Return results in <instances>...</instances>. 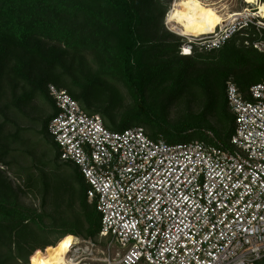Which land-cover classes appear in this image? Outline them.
<instances>
[{
    "label": "built area",
    "instance_id": "built-area-1",
    "mask_svg": "<svg viewBox=\"0 0 264 264\" xmlns=\"http://www.w3.org/2000/svg\"><path fill=\"white\" fill-rule=\"evenodd\" d=\"M175 3L165 28L185 40L181 56L220 51L237 36L264 54V0H244L214 33L200 37H184L170 22ZM49 95L59 113L48 134L61 162L77 167L88 185V199L101 214L100 236L111 239L107 264L264 260V83L251 87L250 100L228 83L236 126L228 147L153 140L143 127L113 132L66 91L51 85ZM96 250L77 240L67 260L80 264Z\"/></svg>",
    "mask_w": 264,
    "mask_h": 264
},
{
    "label": "trees",
    "instance_id": "trees-1",
    "mask_svg": "<svg viewBox=\"0 0 264 264\" xmlns=\"http://www.w3.org/2000/svg\"><path fill=\"white\" fill-rule=\"evenodd\" d=\"M74 2L75 4H70L69 0H0V102L5 101V109L15 111L31 103L35 98L50 102L53 113L42 122L43 130L39 132L46 137L49 123L59 113L49 95V86L53 85L59 90L66 91L87 114L102 117L106 128L110 131L123 132L136 125V127L148 128L150 131L146 129L147 135L151 139L163 138L168 142L175 137L200 131L203 140L199 142L229 146L236 126L233 115H229L227 85L230 81L234 82L243 96L250 100L251 87L264 83V67L245 68L239 71L234 69L236 81H225L220 77L211 82L206 77L191 78L190 74L194 72L193 65L196 59L202 57V54H219L224 59L232 55L237 61L247 64V59L241 55L244 51L238 49V44L249 50H256L246 46L245 38L237 36L217 52L201 53L196 50L193 56L186 57L180 55L184 42L179 38L182 40L178 47V56L181 60L178 63L153 64L146 60L150 53L142 47V36L139 31L142 20L135 0ZM170 9L169 7L164 16V26ZM79 15L102 21L104 28L97 27L96 30L89 32L83 26L66 23V19ZM65 27L71 32L66 34ZM77 28L81 30L77 31ZM77 33L81 34L82 40L79 39L84 45L92 49L96 50L103 43L102 53L105 54L107 67L104 71L87 75L69 72L70 53L72 50L78 53L74 47L77 45H73L72 48V41H75ZM249 40L254 41L252 37ZM79 42L76 40L77 44ZM78 46L79 48L76 49H80L79 54H82V49L85 47ZM68 48L71 49L70 53L67 51ZM169 53L172 54L174 51ZM77 60L75 58L76 62ZM164 74H166L165 78H170L167 82L161 79ZM8 75L11 77V83L6 86L4 84ZM120 84L129 90L135 106L117 119L113 110L123 100L121 90L118 88ZM197 86L202 89L208 87L209 98L218 95L221 87V93L227 101L222 115L218 116L227 126L224 137L208 125L207 114L209 111L214 113L211 98L207 110H204L205 113L187 116L179 124L171 125L165 110H161L156 101L152 103L146 97L147 92H151L156 100L158 91L172 94L177 90L184 94L188 88L198 89ZM19 91L22 93L20 97ZM206 129H209L207 131L210 132V136L203 134ZM58 158L56 161H50L47 166L55 170L70 169L67 173L69 178L64 182L56 177L51 179V184L59 195L67 189L71 194L70 200L74 203L77 201V196L80 202L78 213H74L75 207L71 203L63 210L59 224H54V217L46 212L37 214L30 209L19 207L16 204L15 188L0 171V264H38L53 254L35 255L38 251H45L48 247L55 249L71 236L95 239L100 235L101 214L96 204L90 203L88 199L89 188L84 177L77 167L63 163L59 165L61 162L59 149ZM0 165H6L9 169L12 167L1 159ZM46 179L45 175L43 179H35L32 182L29 180L28 188L31 185L35 188L44 185L48 190L51 185ZM43 200L46 206L47 198L44 197ZM51 221L53 225L48 227L46 222ZM59 229L61 236L56 241L51 242L44 237L45 234L57 232ZM258 264H264V260Z\"/></svg>",
    "mask_w": 264,
    "mask_h": 264
},
{
    "label": "rangeland",
    "instance_id": "rangeland-1",
    "mask_svg": "<svg viewBox=\"0 0 264 264\" xmlns=\"http://www.w3.org/2000/svg\"><path fill=\"white\" fill-rule=\"evenodd\" d=\"M74 1L78 0H69V3L75 4ZM135 1L139 7L142 20V24L139 29L142 36V47L147 49L150 53V55L146 57V60L152 62L153 64L166 62L178 63V61L181 60L180 56H178V47L180 43H182V40L183 42L185 40L182 38L181 40L179 39L180 37L168 32L163 23L164 16L166 15L169 7L173 8L175 1ZM198 1H200V3H204L208 7L207 9H214L212 13L222 16L224 20L228 19L231 13L239 11L245 4L244 0ZM66 23L83 26L89 32L91 30H96L97 27L104 28L102 21L93 20L84 15L68 18L66 19ZM65 29L66 34L71 32L68 28L65 27ZM79 30L81 29L77 28V31ZM79 38L82 40L81 34L77 33L74 39L75 41H72V48L75 47V50L78 53H74L73 50L70 53L71 49H67V51L71 54V58L68 63V67L70 69L69 72L72 74L77 73V75H87L90 73L98 74L104 71L107 67L105 65V54L102 53V50H104L103 43H101V45L95 50L91 47L85 46ZM76 40L81 43L79 42L77 44ZM73 45L77 46L73 47ZM78 45L85 47L82 49V54H79L81 51L80 49H76L79 48ZM238 49L244 51L241 55L247 59V64L240 62V60L237 61L232 55L224 59L219 56V54H202V57L196 59L197 61L193 65L194 72L190 74V77L194 79L206 77L207 80L211 82L220 77L225 81H236L237 76L235 75V71L245 68L250 69L258 66L264 67L263 54L254 50H249V48L247 49V47L243 45L241 46L240 44H238ZM172 51H174V53H169ZM75 58L78 59L77 62L75 61ZM234 69L236 70L234 71ZM164 75L165 76H162L161 79H164L167 82L170 78H165L166 74ZM10 78L11 77L9 75L6 76V82L4 85L8 86V84L11 83ZM212 87L215 88L213 84ZM118 88L121 90L123 100L115 106L113 110L117 119L135 106L134 99L130 95L129 90L122 84H120ZM191 88L185 90L184 94L177 90L172 94L168 92L166 93V91H161V93H159L160 91H158L156 93L158 95L156 100H154V95H152L151 92H147L146 97L148 98V101L152 103H155L156 101L158 107L163 111L165 110L169 124L177 125L187 116H196L203 112L205 113L204 110H207V106L211 98H209V88L207 87V89H202L198 86V89L193 90ZM21 94V91H19L18 96L20 97ZM211 101V107L215 114L211 111L208 112V125L217 131L221 137H224L227 131V126L226 123L219 120L218 116L222 115L223 110L225 109L224 107L227 105V101L221 93V87H219L218 95H214L211 98ZM5 104V101L0 102V159L11 164L12 167L9 169L6 165H0V171L4 173L7 180L10 181L11 185L15 188L17 195L16 204L19 207L27 210L30 209L37 214L46 212L48 215H52V217H54V224H59L61 222L63 210L67 209L71 203L75 207L74 213H78L80 210V205L78 203L80 202L79 198L76 196L77 201H74L73 203L70 200L71 194L68 193L67 189L63 190L59 195L51 184V179L56 177L64 182L67 181L69 178L67 173L70 172V169L67 168L55 170L47 166L50 161H56V159H59L58 148L54 144L50 135L47 133V136L43 137L39 134V132L43 130L42 122L53 113L51 103L40 98H35L31 103L23 105L15 111L5 109ZM229 115L231 116L230 111ZM133 127L134 126H131L130 128ZM146 129L148 132L150 131L148 128ZM20 130H25V132H20ZM207 130L209 129L204 130L203 134L205 133L206 136H210V132ZM200 140L203 139L200 135V131H198L194 134L189 133L181 137H175L169 142L184 143ZM59 165H62V162H59ZM17 172L18 174H16ZM45 175L47 177L46 182L51 185L50 189L47 190L44 185H40L37 188L31 185V187L28 188V185L30 184L29 180L32 182L35 181V179H43ZM30 189H32V191H30ZM44 197L47 198L46 206H44ZM43 206L45 209H43ZM53 222L51 221L46 223L48 227H51ZM60 229L57 230V232L45 234L44 237L48 241L54 242L61 236ZM72 237L76 238L78 241H87L97 245L98 251L96 250L94 255H82L81 259H79L80 264H107L105 261L106 249L111 243V239L102 238L100 235L95 239L71 236L65 241V243ZM63 244H59L55 249L48 247L45 251H38L35 255L55 253ZM70 249L71 247L63 251L64 258L67 259ZM88 259H91V261H88Z\"/></svg>",
    "mask_w": 264,
    "mask_h": 264
},
{
    "label": "bare ground",
    "instance_id": "bare-ground-1",
    "mask_svg": "<svg viewBox=\"0 0 264 264\" xmlns=\"http://www.w3.org/2000/svg\"><path fill=\"white\" fill-rule=\"evenodd\" d=\"M256 1L249 2L248 0V3ZM207 8L204 3H200L198 0H179L175 3L174 10L170 15V22L180 26V32L184 37H200L214 33L225 20L222 16L212 13L214 9ZM261 14L264 17V6H261ZM76 241V238H70L67 241L68 247L61 246L57 252L41 260L38 264H69V261L63 256V251L72 247Z\"/></svg>",
    "mask_w": 264,
    "mask_h": 264
},
{
    "label": "snow or ice",
    "instance_id": "snow-or-ice-1",
    "mask_svg": "<svg viewBox=\"0 0 264 264\" xmlns=\"http://www.w3.org/2000/svg\"><path fill=\"white\" fill-rule=\"evenodd\" d=\"M249 2H251V0H249ZM63 247H68L69 245H68V243L66 242L64 245H62Z\"/></svg>",
    "mask_w": 264,
    "mask_h": 264
}]
</instances>
